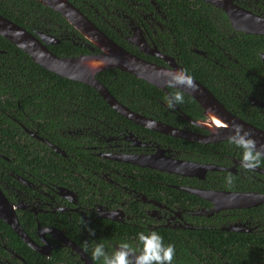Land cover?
I'll return each mask as SVG.
<instances>
[{"label": "flooded vegetation", "instance_id": "1", "mask_svg": "<svg viewBox=\"0 0 264 264\" xmlns=\"http://www.w3.org/2000/svg\"><path fill=\"white\" fill-rule=\"evenodd\" d=\"M130 1L124 0V6L113 4L106 11L107 18L95 10L96 17L103 19V31L99 29L139 58L171 67L164 57L187 70L186 63L192 59L182 55L178 32L172 33L164 9L154 0H150L151 9ZM231 2L264 18V1ZM212 7L220 11V15L212 13V18L221 28V37L207 38L209 52L207 45L198 46L194 38L184 50L203 57L211 69H195L190 62L189 73L232 116L264 131V55L260 54L264 47L256 39L254 44H245L251 62L243 63V43L251 40L227 33L223 28V13L229 23L226 13ZM44 33L59 40L67 38L66 31L63 35ZM246 35L261 37L258 40L264 43V35ZM88 47L99 53L93 45ZM238 65L244 69H234ZM159 90L155 107L138 105L135 111L120 103L197 138L209 135L203 126L219 123L216 111L206 114L182 90L167 86ZM177 91L183 103L169 107L168 99ZM99 117V111H93L91 116L71 120L65 129L56 128L60 138L41 137L25 129L43 146L29 145L34 154L30 153L25 168L20 157L11 168L0 161V215L12 216L18 229L0 218V264H101L91 254L100 239L111 253L122 241L137 244V234L147 230L158 231L165 243L175 245L174 264H264V252L247 259L231 256L235 248L242 247L243 234L257 239L256 249L264 247V201L260 198H264V174L240 166L241 150L231 140L203 143L148 129L123 116ZM24 141L25 137L17 154ZM229 172L232 185L224 182ZM246 192L256 195L253 206L223 208V193ZM250 208L252 219H246L243 210Z\"/></svg>", "mask_w": 264, "mask_h": 264}, {"label": "trees", "instance_id": "2", "mask_svg": "<svg viewBox=\"0 0 264 264\" xmlns=\"http://www.w3.org/2000/svg\"><path fill=\"white\" fill-rule=\"evenodd\" d=\"M68 1L102 31L104 27L100 22L103 19L97 18L96 13L107 18L106 11L110 10L113 4L125 5L124 0ZM132 1L151 9L150 0ZM154 1L164 9L167 16L166 23L171 27L172 33L174 34L175 30L178 32L175 35L178 44L183 48L182 55L188 54L186 57L192 59L190 62L195 69H211L212 65L208 66L203 57L189 55L188 50H184L189 41L194 38L198 46L207 45L205 48L209 52L210 44L207 38L215 40L221 37V28L213 22L212 18V13L220 15V11L213 9L211 4L200 0ZM261 1L264 0H258L259 3ZM252 6L256 5L252 4ZM0 15L29 32L37 30L63 35L66 31L67 38L61 39L58 44L47 46L58 57L91 53L88 45L91 47L92 45L60 14L45 7L38 0H0ZM225 27L227 33L232 32L234 35L236 34L237 38L242 34L244 40H251L243 43V51H241L245 57L243 63L251 62L247 61L246 57L250 56V52L249 48L244 47L245 44H254V39H256L260 47H264V43L258 40L261 37L232 31L223 13V28ZM109 36L111 37V35ZM220 56L219 53L217 58L220 59ZM219 61L222 62V60ZM184 62H188V60L184 59ZM190 62L188 65L186 63L188 72L192 69ZM218 69L220 68L218 67ZM234 69L244 68L238 65ZM96 77L119 102L131 105L135 111H138V105L149 108L159 104L157 100L161 91L133 75L118 69H108L100 72ZM81 111L83 112L80 113ZM93 111H99L100 119L111 118L114 115L121 118L93 88L45 70L34 63L25 52L0 36V148L2 149L0 152L3 156L0 161L5 168H11L12 164L17 161V157H20L21 165L25 168L31 161L30 153L34 154L29 150V145L43 146L40 141L31 138L25 129L37 131L36 134L41 137L49 138V135H52L60 138V133L56 131V128L65 129L71 120L91 116ZM15 136H18V139ZM23 137L26 138L25 146L18 149L19 154H17L16 149L21 146ZM197 146L201 147L199 144ZM6 159L9 160V164ZM258 167L264 168L263 157H261ZM242 188L247 189L244 185ZM243 211H245L244 218L252 219V208ZM5 227L7 228L6 225ZM256 241L257 239L252 234H243L242 247L235 248V253L231 256L244 259L260 256L264 252V247L256 249ZM235 242H241V240H235Z\"/></svg>", "mask_w": 264, "mask_h": 264}, {"label": "water", "instance_id": "3", "mask_svg": "<svg viewBox=\"0 0 264 264\" xmlns=\"http://www.w3.org/2000/svg\"><path fill=\"white\" fill-rule=\"evenodd\" d=\"M38 1L45 7L60 14L62 18L73 27V29L92 44L94 48H97L99 53L91 52L77 56L58 57L53 54L47 46L59 43V39L41 31L29 32L25 28L0 15V36L25 52L34 63L55 75L90 86L116 113L148 129L177 138L195 140L203 143H213L230 140L233 126L240 124L256 141L257 148L264 152V131L232 116L215 100L210 92L196 80H194L197 86L195 89H187L182 86H177L175 88L192 96L202 107L205 108L206 114L207 112L216 111L219 115L218 118L215 119V121H218L219 123L215 122L203 126L209 130V135L205 138L191 136V134L177 130L172 126L166 125L157 120L144 117L126 108L97 79V74L108 69H118L122 72L133 75L137 79L145 81L153 87L165 91L166 86L162 73L181 68L172 64L164 57L163 59L167 61L168 65L171 67L167 68L159 66L128 52L108 38L92 21H90L68 0ZM202 1L222 9L226 13L229 23L235 31L244 32L246 34L264 35V18L252 15L246 10L237 7L232 4L231 0ZM136 44L139 46V49L143 50L144 47L142 45L139 43ZM210 117L212 119V117L215 116ZM184 165L186 166L187 163ZM255 170L264 174V171L261 169L256 168ZM255 198V194L247 192L223 193V201L225 202L223 208H249L255 204ZM260 198L261 201H264V198ZM4 208L12 212V210L6 206H4ZM4 214L7 217L0 215V218L18 231L14 223L16 221L13 220L12 216L6 212H4Z\"/></svg>", "mask_w": 264, "mask_h": 264}, {"label": "clouds", "instance_id": "4", "mask_svg": "<svg viewBox=\"0 0 264 264\" xmlns=\"http://www.w3.org/2000/svg\"><path fill=\"white\" fill-rule=\"evenodd\" d=\"M264 55V52L260 53ZM165 86H182L187 89H195L197 86L192 75L184 69L165 71L162 73ZM183 95L177 91L168 99V106L173 107L176 104L183 103ZM231 142L241 150L240 166L252 171L257 168L264 152L257 148L256 141L251 134L246 131L242 125L233 126ZM224 182L232 185L233 175L229 172ZM111 215H117L112 212ZM89 234L94 235V231L89 229ZM92 257L101 264H174L176 248L173 243H165L164 237L156 230L140 231L137 234V244L122 241L114 248L111 253L106 251L104 239L94 244L92 248Z\"/></svg>", "mask_w": 264, "mask_h": 264}]
</instances>
